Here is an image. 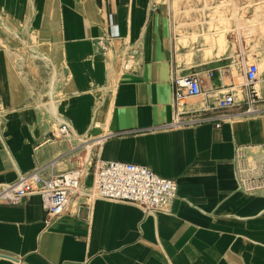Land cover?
Masks as SVG:
<instances>
[{
    "label": "crops",
    "instance_id": "crops-1",
    "mask_svg": "<svg viewBox=\"0 0 264 264\" xmlns=\"http://www.w3.org/2000/svg\"><path fill=\"white\" fill-rule=\"evenodd\" d=\"M162 4L0 0V184L40 168L63 171L56 166L70 167L67 158L86 149L83 186L111 160L176 183L170 211L148 216L132 203L81 194L53 220L37 195L0 202V264H264V188L246 192L236 180L248 156L252 174L261 172L264 103L219 127L170 125L174 72L201 77L204 93L187 104L236 87L205 73L225 57L177 71ZM23 45L52 75L38 94L23 72ZM61 123L71 142L45 141Z\"/></svg>",
    "mask_w": 264,
    "mask_h": 264
},
{
    "label": "built area",
    "instance_id": "built-area-1",
    "mask_svg": "<svg viewBox=\"0 0 264 264\" xmlns=\"http://www.w3.org/2000/svg\"><path fill=\"white\" fill-rule=\"evenodd\" d=\"M246 35L247 29H244L239 36L243 39ZM237 56L243 67L241 91L237 93L230 84L231 89L220 93L212 103L196 105L185 102L186 98L204 93L198 72L172 74L176 112L170 125L210 123L219 127L235 116L248 117L258 112L259 104L264 103V75L256 63L245 61L244 52H238ZM232 68V62H224L206 69L205 73L208 77L217 74L231 79ZM70 134L69 126L61 123L56 133H51L45 141L64 139ZM260 164L258 174H252V160L248 158L244 159V165L237 167L236 180L241 189L252 192L264 188V145ZM82 180L78 169L51 173L36 169L12 182L0 184V202L18 204L30 195H37L45 217L53 220L64 213L71 197L76 194L90 199L132 203L146 216L169 212L176 195L173 179L161 177L149 167L131 162L103 161L91 173L87 186H83Z\"/></svg>",
    "mask_w": 264,
    "mask_h": 264
},
{
    "label": "rangeland",
    "instance_id": "rangeland-1",
    "mask_svg": "<svg viewBox=\"0 0 264 264\" xmlns=\"http://www.w3.org/2000/svg\"><path fill=\"white\" fill-rule=\"evenodd\" d=\"M163 2L161 10L165 15V21L169 34V42L171 46V60L177 71L180 69H198L204 70L205 67L214 66L218 64V59L225 57L226 62H232L233 72L231 79L224 75H220L224 83L233 81L235 83V91L239 93L241 91V83L243 82V67L240 64V58L237 56L238 52H244L245 61L247 63L254 62L258 65L259 70L264 75V0H159ZM256 9L261 13L262 20H253V30L248 33L245 38L241 39L240 34L243 29H235L226 35L230 47L228 53L224 56L212 55L209 59H203V46L201 37H198L199 45L191 46L188 39L190 34H201L202 31H206L208 25V19L212 16L223 17L226 21L225 28L234 26L233 17L236 20L239 17H243L248 20L254 17ZM240 26L244 22H237ZM226 33V32H225ZM180 36H186L187 42L183 46H177L179 44ZM33 40V37H32ZM26 41V39H25ZM22 54H24V69L23 72L28 73V77L31 82V89L33 93H40V89L47 85L44 78L48 75V81L52 80V75L37 59L29 52H26L24 45L22 46ZM241 61V60H240ZM41 65V66H40ZM45 74V75H44ZM44 75V76H43ZM225 80V81H224ZM199 103L202 102V97L196 98ZM55 129V128H54ZM56 131V130H55ZM71 137L68 136L61 140V142L70 143ZM70 167L66 168L65 164H58L59 170H79L81 180L84 178L88 169L89 152L78 151L74 156L67 158ZM248 160H252L251 156H248ZM72 161V162H71Z\"/></svg>",
    "mask_w": 264,
    "mask_h": 264
},
{
    "label": "bare ground",
    "instance_id": "bare-ground-1",
    "mask_svg": "<svg viewBox=\"0 0 264 264\" xmlns=\"http://www.w3.org/2000/svg\"><path fill=\"white\" fill-rule=\"evenodd\" d=\"M261 13L256 9L254 17L251 19H244L243 17H239L237 20L235 17H233L234 26H229L228 28H225L226 21L224 22L223 17H214L212 16L210 19H208V25L206 27V31H202V33L196 34H190L189 40L191 43V46H197L199 45L198 37H201L203 46L201 47V50L203 51L202 57L203 59H209L212 55L214 56H224L228 53V48L230 47L228 40L226 38V35L231 32L235 31V29H247V32L250 33L253 30L252 21L255 20H262ZM237 22H244L242 26H240ZM226 32V33H225ZM179 38V44L177 46H183V44H186L187 38L186 36H180ZM225 81V80H224ZM98 125V124H96ZM87 148V147H86Z\"/></svg>",
    "mask_w": 264,
    "mask_h": 264
}]
</instances>
